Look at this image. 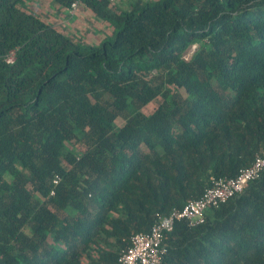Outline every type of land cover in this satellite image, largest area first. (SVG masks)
Masks as SVG:
<instances>
[{"label":"trees","instance_id":"1","mask_svg":"<svg viewBox=\"0 0 264 264\" xmlns=\"http://www.w3.org/2000/svg\"><path fill=\"white\" fill-rule=\"evenodd\" d=\"M24 4L0 0V264H118L264 156V0H83L114 28L96 45ZM163 245L161 264H264V171Z\"/></svg>","mask_w":264,"mask_h":264},{"label":"built area","instance_id":"2","mask_svg":"<svg viewBox=\"0 0 264 264\" xmlns=\"http://www.w3.org/2000/svg\"><path fill=\"white\" fill-rule=\"evenodd\" d=\"M83 0H72L67 8L73 15ZM104 1V0H94ZM114 4L117 0H106ZM7 63L13 62V54L6 58ZM264 171V156L257 154L252 163L241 169L237 176L231 179L210 178V185L196 200H189L180 210H173L166 216H158L147 233H137L131 236L129 247L123 251L118 264H161L166 248L163 245L165 234L169 233L175 222L185 221L189 227H194L204 221V214L208 209L215 208L229 198L243 192L247 184L258 179ZM59 178L55 177L56 185ZM53 192H51V195Z\"/></svg>","mask_w":264,"mask_h":264},{"label":"rangeland","instance_id":"3","mask_svg":"<svg viewBox=\"0 0 264 264\" xmlns=\"http://www.w3.org/2000/svg\"><path fill=\"white\" fill-rule=\"evenodd\" d=\"M134 1L130 0L129 2ZM128 1L125 4L129 3ZM118 9H123L124 5L117 4ZM23 8L38 15L43 21L56 27L68 37L82 40L85 43L96 45V40L112 38L114 33L113 26L106 20L96 17L90 10L79 4L75 15L70 17L67 15V8L55 0H25ZM193 48L186 54L185 59H189ZM152 106H150L151 108ZM122 121L117 120L116 126H121Z\"/></svg>","mask_w":264,"mask_h":264},{"label":"crops","instance_id":"4","mask_svg":"<svg viewBox=\"0 0 264 264\" xmlns=\"http://www.w3.org/2000/svg\"><path fill=\"white\" fill-rule=\"evenodd\" d=\"M127 1L129 2L130 0H118V3H120V4L122 3V4L124 5V7H126L128 3L125 4V2H127ZM74 13H75V12H74ZM67 15L70 16V17H72V16H74L75 14L70 15L69 12H68ZM95 42L98 44L100 41L96 40ZM89 44H91V43L89 42Z\"/></svg>","mask_w":264,"mask_h":264}]
</instances>
